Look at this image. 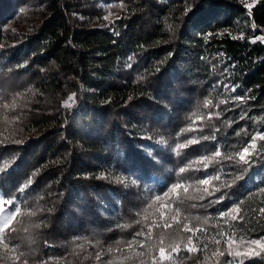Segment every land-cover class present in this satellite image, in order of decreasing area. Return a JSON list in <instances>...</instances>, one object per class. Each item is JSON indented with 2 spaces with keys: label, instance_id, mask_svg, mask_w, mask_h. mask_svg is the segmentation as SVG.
<instances>
[{
  "label": "trees",
  "instance_id": "trees-1",
  "mask_svg": "<svg viewBox=\"0 0 264 264\" xmlns=\"http://www.w3.org/2000/svg\"><path fill=\"white\" fill-rule=\"evenodd\" d=\"M253 24L264 33V0L250 10L239 0H0V176L7 178L0 191L25 202L6 240L16 251L0 245V264L133 262L136 233L151 226L157 206L144 211L147 203L189 162L187 191L170 197L184 200L181 222L210 234L230 230L233 254L264 237V217L253 212L264 206V184L247 187L254 171L264 176V151L249 165L200 162L215 147L247 146L245 132L264 131V44L249 41ZM73 94L75 105L65 107ZM212 135L218 144L201 139L180 156L173 150ZM218 171L220 180L197 186L196 178ZM117 177L138 183L126 187ZM221 183L232 186L204 193ZM224 192V201L209 204ZM242 199L236 220L218 215ZM161 239L168 251L187 234L180 226L153 228L152 254ZM214 245L224 254L186 263L228 264L229 245ZM240 264H264V251Z\"/></svg>",
  "mask_w": 264,
  "mask_h": 264
},
{
  "label": "snow or ice",
  "instance_id": "snow-or-ice-1",
  "mask_svg": "<svg viewBox=\"0 0 264 264\" xmlns=\"http://www.w3.org/2000/svg\"><path fill=\"white\" fill-rule=\"evenodd\" d=\"M241 2L243 3L244 0H241ZM121 7H124V5H120ZM245 6L249 9H251L252 5L251 4H245ZM111 15V14H110ZM105 20L109 19V16H105L104 18ZM253 28H255V24H253L252 26ZM116 35H119V33H115ZM233 39H237L236 36L232 37ZM242 38V37H241ZM205 39H207V37H205ZM257 41L260 42H264V35L261 36H256L255 39H253L251 42L252 43H256ZM171 55V54H170ZM129 61H131L133 59L132 56H129ZM128 67H131V63H129L127 65ZM138 79H143V77H138ZM238 87L237 86H233L231 88V91H235V88ZM225 88H228V85H225ZM75 94L71 95L68 97V100L71 101L73 100ZM254 99V97H252ZM236 99L244 101V97H236ZM211 100H206L204 106L208 107L209 105H211ZM220 104H224L226 103L225 100H220L219 102ZM65 105H67V101H65ZM215 115H219V113H216ZM244 116H241V119H244ZM236 135H240L239 132L236 133ZM245 135L249 136V141L246 142L247 146H243L240 150H235L231 153L228 152L227 149H225V151L222 153L219 147H215V151L211 154V155H203L200 157V162H205V161H212V160H216V158H219V160H217L216 162L219 163L221 161H229V162H237V163H242L244 165H249L250 164V159L253 156L259 155L262 151H264V143L260 144V147H257L258 142H264V131H256L255 135H251L248 132H245ZM209 140L211 139L212 141H216L217 144L219 143L217 141V137L216 135H212L211 137L209 136H202L199 138H192V139H188L187 143H179L176 145V148L173 149L176 152L177 156L181 155V151L182 149H185L186 147H188L189 145L192 144H197L200 142V140ZM17 143H20L21 141H16ZM161 143H166V141L163 140V138L160 141ZM204 168H207V163L204 164ZM192 170V162H189L185 167H180L179 168V174L177 176V181L174 182L170 188H168L167 191H164L162 194H156L153 197L150 198L149 202L147 203V207L144 209V211H147L148 208H151L154 204H158L161 201H164L166 198H168V202L172 203V202H176L177 203V207L176 209L173 210V214L169 217V220H175L176 217L180 214L181 211V206L184 204V200L183 199H178L177 201H173L170 199L171 195L173 193H177L179 190H184L187 191V181L192 179V177L190 176H186L184 175L186 172ZM196 171H200L199 168L195 169ZM4 172V169L0 168V173ZM101 179H109L110 176H105L103 173L101 174L100 177ZM212 180H220V171H218L215 175H212L211 173H207L205 172V178H196V184L198 185H211ZM0 182L3 183H7V178L6 176H0ZM32 180L29 179L24 185L23 187L18 189V192L23 193L26 189L29 188V186L32 184ZM117 182L118 183H122L124 184L126 187H129L131 185H137L138 181L135 179H127L125 177H117ZM232 185L230 183H221L219 187H215L212 188L211 190L209 188H205L203 191L205 194H207L208 196H213L216 192H220L221 189H227L230 188ZM260 195L264 196V188H260L259 190ZM227 196V193L224 192L222 193L220 196H218L215 200H212L209 202L210 205L213 204H218L221 203L222 201L225 200ZM201 199H203V195L200 197ZM25 203L24 201L21 200L20 196L11 192V191H0V213H2L3 215L0 216V245H3L4 249H6L7 251H16V249L10 248L9 245L11 244V241H7V235L10 232H14L17 229L15 227H13V222L16 221V218L18 216L21 215L22 209L20 206V204ZM262 203H264V201H262ZM245 204V200H239V201H233L232 202V206L228 207L227 210H224L223 208L218 210V215L220 217L223 218H230L231 220H236L237 219V215L241 213L242 208L244 207ZM5 206H8L7 208ZM30 207V206H27ZM254 214H258L261 217H264V206L260 207L257 210H253ZM141 213H137V215H140ZM27 216L31 217V216H35L36 213L35 211L33 212H28L26 213ZM240 219H244L243 215H240ZM22 223V221H20ZM139 222V221H138ZM169 223L167 220L164 221L163 225H161V227L167 228L169 227ZM35 227L39 228L40 224H36ZM185 231H191V229H188L187 226L185 225L184 227ZM142 235V232H137L136 236H140ZM219 235H222V233H219ZM229 235H233L232 233H229ZM193 237L189 236L188 237V242L189 244H191ZM215 239V238H214ZM229 245V251H228V255L232 256L234 255L235 257H240V256H249V255H260V251H264V237L262 238H258V239H250L248 241L244 242L245 245V251H236L234 254L231 251V247H232V241L231 240H227L226 241ZM132 242L130 241L129 244H131ZM160 247H159V260L156 261L154 260L153 264H160L161 261H165L171 258L172 253H177L180 251V246L179 244H171L170 245V253L169 255H165V248L163 246V239L160 240ZM215 243L217 245L220 244V240L219 239H215ZM51 246V245H49ZM255 246V247H254ZM204 249L207 248V244H205L203 246ZM258 248L260 249V251H256L255 249ZM198 250V246H191V247H187V251L190 253H194ZM201 251L203 249H200ZM109 251H111V249H109ZM223 255V252L219 251V248H217L216 252L213 253V255ZM20 256H23V253L19 254ZM97 258H99L97 256ZM13 259H16V257H14ZM208 257L205 256V260H207ZM24 264H27V261H24ZM41 264H49L48 260H43L41 261ZM228 264H232L231 261L228 262Z\"/></svg>",
  "mask_w": 264,
  "mask_h": 264
},
{
  "label": "rangeland",
  "instance_id": "rangeland-1",
  "mask_svg": "<svg viewBox=\"0 0 264 264\" xmlns=\"http://www.w3.org/2000/svg\"><path fill=\"white\" fill-rule=\"evenodd\" d=\"M239 2L245 8H247L245 6V4H251L252 5L251 8H253L254 5L258 2V0H244L243 3L241 2V0H239ZM247 10H250V9L247 8ZM168 21H169V14L166 17H164L162 19V21H161L162 31L165 29L166 24H167ZM110 24H112L114 27L116 26V24L113 21L110 22ZM101 27H107V25L106 24L105 25L102 24ZM24 29L25 28H23L20 31H24ZM248 30H250V34H249V41L250 42L253 39H255L256 36L264 35L263 32L260 33V34H256L255 33L256 29L253 28L252 26H248ZM256 43L264 44V42H260V41H257ZM66 101H67V105L68 106H66L65 102H64L63 105L65 107L71 108V107H73L75 105L74 97H73V100L69 101L68 98H67ZM256 184H264V176L262 175L261 170H256V171L253 172L249 182L247 183V185H248L247 187L248 188H252ZM164 204L165 203H163V202L158 203L156 208H155V212H156V210H158L160 208H164L165 207ZM5 207L7 208L8 206H5ZM155 212H154V214H155ZM154 214H153V216H154ZM172 214H173V210L167 208L166 215L168 217L167 218L168 222L174 221V220H169V217ZM2 215L3 214L0 213V216H2ZM176 219H177V221L175 220L176 223H173L169 227H167V228L158 227L157 229L167 230V229H170V228L175 227V226H180L181 230H183L184 233L187 234V239L183 243H178L179 246H180V251L179 252L172 253L170 259L165 260V261H161L160 264H188V263H186L187 262L186 259H187V257H189L191 255H199V256H201L200 258H203V259H205V256H207L208 259H212V258L217 256V255H215V256L213 255V253L216 252V250H217L215 245H214V244H216L215 243V239H219L220 242H223V243H227L226 242L227 240H231V236H229V234H226V233H229L230 230L228 231V229L225 228L224 232H223V228H224L223 226H219L217 232H215L214 234H210V233H207L206 231H204L202 229L190 227L186 223L183 224L181 222L180 214L176 217ZM224 224H225V226H227L228 222L224 223ZM185 225L187 226L188 229H191V231H185L184 230ZM196 231H197V233L195 234ZM219 233H222V235H219ZM152 234H153V230H152V228L150 226L146 231H144L142 233V235L139 236V238L135 241V243L132 246V252H133V258L132 259H134V261L133 262L130 261L129 263H122V264H153L154 260L158 261L159 260V256H160L159 250H157L154 254L151 253V248H152V246H151V238H152ZM189 236L193 237V239L191 241V244H189V242H188V237ZM195 237H196V239H195ZM205 244H207V248L206 249L203 248V246ZM191 246H198V250L196 252H194V253L188 252L187 251V247H191ZM143 248L148 249V252L142 250ZM202 248H203V250L201 251L200 249H202ZM170 251H171V249L168 250V251L165 250V255L166 256L169 255ZM227 257H228V262L231 261L232 264H240L241 259H242V256L235 257L234 255H232V256L228 255ZM248 257H252V255H249ZM182 258H183V260H182Z\"/></svg>",
  "mask_w": 264,
  "mask_h": 264
},
{
  "label": "built area",
  "instance_id": "built-area-1",
  "mask_svg": "<svg viewBox=\"0 0 264 264\" xmlns=\"http://www.w3.org/2000/svg\"><path fill=\"white\" fill-rule=\"evenodd\" d=\"M164 208H160L158 210H156L153 218H152V221H151V228L153 230V228H158V227H161V225H163L164 221L167 220V215H166V212H167V208L168 209H176L172 204H164ZM177 221V219H175ZM174 221H171V222H168L169 225H172L173 223H176ZM164 228V227H163ZM197 233V231L195 232V234ZM201 233V232H200ZM150 237V236H149ZM196 239V237H195ZM203 249V248H202Z\"/></svg>",
  "mask_w": 264,
  "mask_h": 264
}]
</instances>
